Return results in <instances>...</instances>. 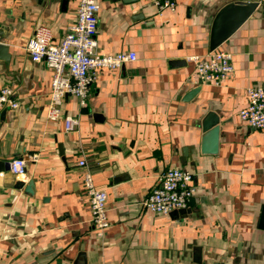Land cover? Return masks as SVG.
<instances>
[{"label": "crops", "instance_id": "crops-1", "mask_svg": "<svg viewBox=\"0 0 264 264\" xmlns=\"http://www.w3.org/2000/svg\"><path fill=\"white\" fill-rule=\"evenodd\" d=\"M96 1L98 52L136 58L98 69L84 106L64 96L62 113L79 118L65 130L61 117L46 118L51 70L24 45L40 24L59 41L78 0H0L9 54L0 87L19 103L0 109V161L37 156L23 175L0 171V264H264V132L238 116L246 88H264V2L219 46L232 53V76L184 100L194 68L187 56L210 51L212 17L233 0H176L161 14L151 0ZM208 111L219 116L212 153L200 149ZM167 167L191 171L195 191L186 207L160 214L142 201ZM86 170L107 193L102 235Z\"/></svg>", "mask_w": 264, "mask_h": 264}, {"label": "built area", "instance_id": "built-area-1", "mask_svg": "<svg viewBox=\"0 0 264 264\" xmlns=\"http://www.w3.org/2000/svg\"><path fill=\"white\" fill-rule=\"evenodd\" d=\"M258 4L264 0H257ZM157 12L175 10L176 0H151ZM98 8L96 0H78L76 18L59 41H54L53 34L47 25L40 24L26 40L24 48L34 61L43 60L51 70L49 99L46 107V118L63 119L65 130L77 129L78 116L63 114L61 106L64 96L71 94L77 97L81 106L86 104L89 86L95 73L101 68H119L125 62L136 58L133 50L119 51L113 54L98 52L96 34L98 30ZM194 62V68L188 77L193 86L204 83H219L232 76L234 65L232 53L217 47L208 51L203 57L187 56ZM12 88L0 87V109L18 106ZM239 118L249 126L264 132V88L250 85L246 88V103L239 109ZM37 160L36 154L15 156L9 161V170L15 175L25 174L26 161ZM80 165H86L84 159ZM193 174L187 169L167 167L158 176L155 186L142 201L145 209L160 214H168L173 210L184 208L191 199L195 186ZM83 184L88 196L91 222L95 233L102 235L108 226L106 199L104 188L94 184L92 173L86 170ZM213 264H223L217 262Z\"/></svg>", "mask_w": 264, "mask_h": 264}, {"label": "water", "instance_id": "water-1", "mask_svg": "<svg viewBox=\"0 0 264 264\" xmlns=\"http://www.w3.org/2000/svg\"><path fill=\"white\" fill-rule=\"evenodd\" d=\"M259 8L257 0H233L222 5L212 17L210 22L208 48L213 50L221 45L239 25L255 10ZM8 46L0 41V59L7 60ZM200 90V86H193L183 95L184 100L193 97ZM204 135L201 142V152H216L219 139V116L214 111H208L202 119ZM9 168V162L0 161V171ZM32 181L25 184L24 188L32 192ZM24 185L23 180H17L15 186Z\"/></svg>", "mask_w": 264, "mask_h": 264}]
</instances>
